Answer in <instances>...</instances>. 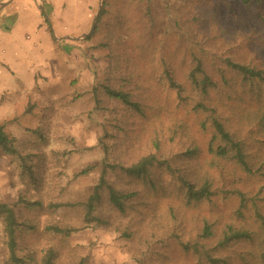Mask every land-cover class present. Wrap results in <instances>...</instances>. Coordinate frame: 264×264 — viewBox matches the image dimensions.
<instances>
[{
  "label": "trees",
  "instance_id": "trees-1",
  "mask_svg": "<svg viewBox=\"0 0 264 264\" xmlns=\"http://www.w3.org/2000/svg\"><path fill=\"white\" fill-rule=\"evenodd\" d=\"M155 1L160 2V20L155 16ZM221 4L219 9L188 13L182 0H105L91 37L105 30V40L98 47L107 51L110 62L105 82L84 95L91 104L89 114L108 112L116 129L136 127L142 120L139 137L146 132L150 136L146 135L147 152L130 163L128 150H120V143L130 150L137 140L129 144L128 138H118L109 144L106 138L113 135L104 125L99 139L104 155L101 164L87 166L76 175L89 177L101 170L86 196L46 202L51 190L46 188L42 169L0 125V151L19 162L24 184L15 204L0 205L8 264H59L54 244L37 254L23 242L25 235L39 232L52 243L55 239L65 242L85 229L116 228L113 214L126 216L133 210L140 215L138 226L147 234H156L171 223L175 234L198 232L194 244L187 240L181 245L187 253L198 255L201 264H233L232 256L224 253L240 245L243 251L236 258L241 264H264V212L257 203L264 193V0H226ZM133 11L149 21L128 47L126 41L135 29L127 15ZM2 27L11 31L7 24ZM208 31L222 46L210 43ZM172 33L185 45L184 53L178 50L183 56L180 63L176 57L166 56ZM124 42L125 49L114 48ZM106 100L115 104L113 109L104 105ZM240 105L245 106L244 112H239ZM155 120L159 123L150 132L145 122ZM29 134L37 140L34 147L48 143L42 129L29 130ZM172 147L179 153L170 159L167 150ZM36 160L43 162L39 155ZM116 174L135 184L119 188L112 180ZM227 174L235 175V189H225ZM167 177L172 182L169 186ZM152 193L157 197L177 195L178 203L161 210L157 200L150 205L147 195ZM219 193L236 202L230 216L214 201ZM47 207L81 208L83 226L55 219L43 226L23 215L24 210ZM145 207L148 212H143ZM190 208L194 223L188 227ZM116 230L125 238L145 241L132 224ZM162 256H152L151 263L170 262L169 255Z\"/></svg>",
  "mask_w": 264,
  "mask_h": 264
},
{
  "label": "rangeland",
  "instance_id": "rangeland-1",
  "mask_svg": "<svg viewBox=\"0 0 264 264\" xmlns=\"http://www.w3.org/2000/svg\"><path fill=\"white\" fill-rule=\"evenodd\" d=\"M104 2L105 0H103L101 11ZM221 2L225 4L226 0ZM221 2L220 0L205 2L182 0V5H185L188 13H194L197 10L205 11L210 7L222 8ZM100 4L101 0H34L33 8L40 22L38 31L31 37L32 45L20 47L15 54L16 60L21 53H27L30 56L28 59L23 57L15 60V69H13L15 72L12 70H8L6 74L0 72V125H4L7 134L17 139L23 154H32L33 160L42 169L46 188L51 190V197L48 196L46 202L76 200L78 197L86 196L98 182L100 169L89 177H76V175L87 166L101 164L104 155L99 146V139L104 135V125L107 126L109 134L113 135L106 138L109 144L112 141H118V138L119 141L128 138L129 144L137 140L135 142L137 146H132L130 150L126 144L120 143V150L127 148L128 151L125 153L130 163L147 152L146 135L149 138L150 133L146 132L139 137L142 120H138L136 127L132 125L129 128L123 126L122 129H116L112 122L113 117L108 112L89 114L91 104L87 102L84 95L90 93L93 87L105 82L106 67L110 62L107 51L98 47L105 40L103 35L105 30L80 42H74L68 38L78 39L88 34L99 12ZM159 4L160 2L154 3L155 16L158 20L161 18L157 8ZM44 6L54 28V39L45 13L41 9ZM127 16L128 22H131L130 26L135 29L130 40L126 41L127 46L130 47L137 34L144 31L149 19L136 11ZM160 29L161 26L155 29L156 38ZM210 29L211 25H209ZM208 33L211 44L222 46L221 41L213 33L210 31ZM62 38L66 40L62 41ZM167 44V50L170 53L166 56L169 59L176 57V62L180 63L184 53V43L172 33ZM124 45H126L125 42L121 45L122 48L118 45L114 48L123 50ZM178 50L182 52L181 55H178ZM225 51L226 49H223L222 53ZM104 103L108 109H113L115 106L108 100ZM244 108L245 106L240 105L239 112H244ZM118 110L119 106L116 108V111ZM145 123L151 132L152 126L159 122L155 120ZM38 129L45 131L48 143L34 147L36 145L33 143L37 140L35 137H30L29 130ZM138 141H141L142 145ZM178 151L176 147L168 149L167 158H175ZM36 155L41 156L43 162H38ZM19 174V162L6 157L0 151V205H13L18 201L20 191L24 188ZM234 179L235 175H226L227 188L225 189L232 190L237 187ZM112 180L119 188H130L135 184L130 179L117 174L112 177ZM165 181L166 186L172 183L170 177H167ZM220 193L214 197V201L230 216L232 210L236 208V202L233 197L227 198L225 194ZM172 196L159 194L157 197L155 193L147 195L150 205H155L157 200L161 210L167 209L171 203H178L177 195L174 198ZM257 203L264 212V193L258 197ZM204 210L206 213L209 211L207 208ZM193 211L190 208L188 227L194 223ZM143 212H148V208L143 209ZM81 214V208L72 210L47 207L43 210L23 211V215L32 220V223L39 225L42 223L44 226L55 219L69 222L77 228L83 226ZM107 214L111 215L110 212ZM139 219V213L134 210L129 211L126 216L115 213L112 216L116 228L123 229L132 224L137 235L145 237V241L141 242L137 238H125L116 228L85 229L73 234L65 242L55 239L53 243L37 232L25 235L23 242H27L31 251L37 254H40L49 244H54L59 254V264H152L151 257L156 256L157 259L159 255H163L162 257L169 255L170 262L167 264H201L198 255L187 253L181 245V241L187 240H192L194 244L198 232L192 231L186 236H183L181 232L175 234L172 231L173 223H171L156 234H147V231L138 226ZM242 247L243 245H240L224 254L232 256L233 264H241L240 259L236 257L243 251ZM5 253L3 218L0 216V264H8Z\"/></svg>",
  "mask_w": 264,
  "mask_h": 264
},
{
  "label": "crops",
  "instance_id": "crops-1",
  "mask_svg": "<svg viewBox=\"0 0 264 264\" xmlns=\"http://www.w3.org/2000/svg\"><path fill=\"white\" fill-rule=\"evenodd\" d=\"M33 3L34 0H10L0 13V64L3 65H0L1 73L6 74L8 70L14 71L15 54L20 47L32 45L31 37L38 31L40 25ZM2 23L10 26L11 31L7 32L3 29ZM28 56L30 55L27 53H21L18 59L23 57L28 59Z\"/></svg>",
  "mask_w": 264,
  "mask_h": 264
},
{
  "label": "water",
  "instance_id": "water-1",
  "mask_svg": "<svg viewBox=\"0 0 264 264\" xmlns=\"http://www.w3.org/2000/svg\"><path fill=\"white\" fill-rule=\"evenodd\" d=\"M9 1H10V0H9ZM9 1H8V0H2V2L0 3V13H1V12L4 10V8L8 5ZM102 3H103V0H101V4H100V8H99V12H98L97 16L95 17L94 22H93V24H92V27H91V29L89 30L88 34H86V35H84V36H82V37H80V38H78V39H75V38H68L69 40L74 41V42H80V41H82V40H84V39H87L89 36L92 35V33L94 32V29H95V27H96V23H97V21H98V19H99V15H100L101 8H102ZM41 9H42V11L45 13V17H46V19H47V21H48V23H49V25H50V29H51V31L53 32V35H54V37H55V34H54V28H53V26H52V24H51L50 17H49V15H48V13L46 12L45 6L42 7ZM61 40H62V41H65L66 39H65V38H62Z\"/></svg>",
  "mask_w": 264,
  "mask_h": 264
}]
</instances>
